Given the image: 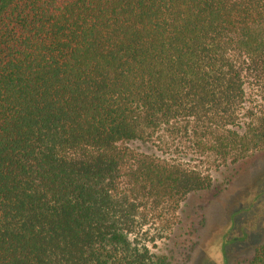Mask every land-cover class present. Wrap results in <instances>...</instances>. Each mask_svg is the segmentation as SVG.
<instances>
[{"label": "trees", "instance_id": "16d2710c", "mask_svg": "<svg viewBox=\"0 0 264 264\" xmlns=\"http://www.w3.org/2000/svg\"><path fill=\"white\" fill-rule=\"evenodd\" d=\"M263 149L264 0H0V264H172Z\"/></svg>", "mask_w": 264, "mask_h": 264}, {"label": "rangeland", "instance_id": "374dc122", "mask_svg": "<svg viewBox=\"0 0 264 264\" xmlns=\"http://www.w3.org/2000/svg\"><path fill=\"white\" fill-rule=\"evenodd\" d=\"M212 172V188L181 201L176 236L157 244L173 245L172 264H246L263 239L264 149Z\"/></svg>", "mask_w": 264, "mask_h": 264}]
</instances>
